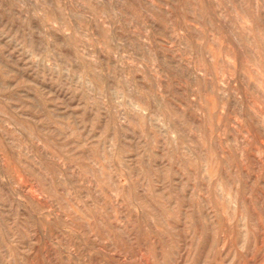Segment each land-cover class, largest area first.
<instances>
[{"label":"rangeland","instance_id":"374dc122","mask_svg":"<svg viewBox=\"0 0 264 264\" xmlns=\"http://www.w3.org/2000/svg\"><path fill=\"white\" fill-rule=\"evenodd\" d=\"M0 264H264V0H0Z\"/></svg>","mask_w":264,"mask_h":264}]
</instances>
